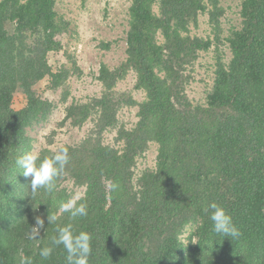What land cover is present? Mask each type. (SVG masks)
Wrapping results in <instances>:
<instances>
[{
	"label": "trees",
	"instance_id": "16d2710c",
	"mask_svg": "<svg viewBox=\"0 0 264 264\" xmlns=\"http://www.w3.org/2000/svg\"><path fill=\"white\" fill-rule=\"evenodd\" d=\"M129 1L125 58L102 64L100 91L66 110L74 127L89 126L63 144L70 162L57 183L82 188L88 215L64 213L48 225L56 192L33 196L13 155L40 101L36 85L55 76L49 57L68 23L57 0H0V264H20L21 255L66 264L62 245L47 259L39 251L68 222L91 234L89 264H264V0H240L234 20L222 0ZM209 53L211 82L196 99L190 88ZM131 72L139 100L118 89ZM125 107L137 110L131 124L120 122ZM151 145L154 163L138 172ZM213 201L232 215L239 239L212 231L205 208ZM36 216L45 226L33 241Z\"/></svg>",
	"mask_w": 264,
	"mask_h": 264
},
{
	"label": "rangeland",
	"instance_id": "374dc122",
	"mask_svg": "<svg viewBox=\"0 0 264 264\" xmlns=\"http://www.w3.org/2000/svg\"><path fill=\"white\" fill-rule=\"evenodd\" d=\"M240 0H222L231 20ZM129 0H57L56 9L68 23L61 50L51 53L49 57L54 77H46L36 85L39 104L31 112L15 149L14 159L31 149H56L66 142L80 138L87 131L89 124L80 129L74 127L67 117L66 110L72 102H84L100 91L98 82L99 69L102 64L118 66L125 58L126 32L129 12ZM206 18L201 17L200 32L206 29ZM8 27L12 29V25ZM212 58L209 53L199 62L197 75L190 88L191 96L202 97L204 89L212 77ZM118 89L131 93L139 100L142 92L135 86V76L131 72L118 84ZM14 105H26L25 97L18 93ZM136 108L125 107L121 111L120 122L131 124L136 119ZM105 137L114 140V133ZM156 147L151 148L140 160L138 172L145 166H151L155 160ZM17 173H22L17 164ZM16 171V170H15ZM56 202L60 206L71 197L82 193L71 179L57 183ZM58 193V194H57ZM194 234L191 226L186 227L182 240L187 243Z\"/></svg>",
	"mask_w": 264,
	"mask_h": 264
},
{
	"label": "clouds",
	"instance_id": "9594fccd",
	"mask_svg": "<svg viewBox=\"0 0 264 264\" xmlns=\"http://www.w3.org/2000/svg\"><path fill=\"white\" fill-rule=\"evenodd\" d=\"M70 162L69 147L58 146L49 155H43L38 149H31L19 156L16 164L25 177H31L29 187L34 196L40 189L52 193L57 188V180L64 172ZM111 187L115 189L116 184ZM32 197V196H31ZM205 212L209 214L212 221V231L228 237L231 240L239 239L241 232L235 224L232 215L226 207L213 201L207 205ZM67 213L69 220H76L78 217L88 215V205L83 193H78L59 206L58 213L47 215L49 224H57L61 214ZM45 226V220L41 216L35 217L34 225L29 227L28 239L37 241L41 238L40 231ZM55 235L50 238V243L40 248L39 255L47 259L51 256L55 247L63 246L66 251V264H89L92 255V236L88 231L74 228L73 223L57 225ZM196 243V242H193ZM20 264H32L29 257L21 255Z\"/></svg>",
	"mask_w": 264,
	"mask_h": 264
}]
</instances>
